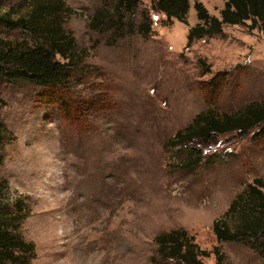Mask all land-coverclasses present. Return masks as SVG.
Segmentation results:
<instances>
[{
    "label": "rangeland",
    "instance_id": "rangeland-1",
    "mask_svg": "<svg viewBox=\"0 0 264 264\" xmlns=\"http://www.w3.org/2000/svg\"><path fill=\"white\" fill-rule=\"evenodd\" d=\"M28 1L2 0L0 13L19 16ZM63 1L78 50L65 110L37 85L0 80V214L22 210L17 234L35 245L29 263L161 264L155 236L184 228L202 249L219 246L230 264H264L257 246L219 241L213 229L223 217L235 225L225 217L230 204L264 179V138L253 129L173 144L199 113L264 102V29L226 24L187 46L196 0L186 22L140 0L124 30L91 26L111 7L102 0ZM198 1L221 17L225 0ZM143 12L148 35L138 31ZM0 38L26 35L0 26ZM219 73L223 80L209 84ZM203 260L215 264L216 256Z\"/></svg>",
    "mask_w": 264,
    "mask_h": 264
},
{
    "label": "trees",
    "instance_id": "trees-1",
    "mask_svg": "<svg viewBox=\"0 0 264 264\" xmlns=\"http://www.w3.org/2000/svg\"><path fill=\"white\" fill-rule=\"evenodd\" d=\"M102 1L111 7L99 10L94 15L91 22L93 28L107 25L124 30L126 22L124 25L122 22L125 14L134 13L140 3V0ZM152 2L153 8L164 13L168 21L177 19L186 22L190 9L189 0ZM28 5L29 10L16 17L10 10L0 13V26L10 31L20 30L26 35V38L20 40L0 38V80L11 85L20 82L37 85L43 89L41 97L44 96L50 103L65 110L63 107L66 102L62 92L73 78L74 68L70 65L78 51L76 39L63 26V17L72 12V9L63 0H29ZM194 9L199 22L189 29L187 46L197 39L221 33L226 24L264 29V0H225L220 18L211 15L201 1L194 2ZM144 12L138 31L148 35L152 31L151 21L149 13ZM223 78L224 74L219 73L208 83L213 86L217 79L222 81ZM0 102L2 103L1 99ZM253 129L257 130L256 138H264V102L249 103L244 110L235 114H218L213 111L199 113L193 124L176 134L173 144L183 145L197 139L205 142L213 135ZM199 160L200 157L196 156L187 165H196ZM4 186L0 182V198H4ZM19 212L21 215L0 214V264H30V255L35 254L34 243L27 242L17 234L18 222L23 213L21 209ZM225 217L233 218L235 225L224 217L215 221L213 229L217 240L249 241L250 246H257L263 256L264 241L261 240L264 238V179L256 178L237 195ZM13 219L14 222H11ZM154 239L159 258L155 260L161 264H206L203 258L212 253L216 256L215 264H230L225 261L219 246H215L213 251L202 249L194 235H190L184 228L162 231Z\"/></svg>",
    "mask_w": 264,
    "mask_h": 264
}]
</instances>
